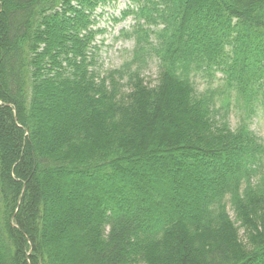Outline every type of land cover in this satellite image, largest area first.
Segmentation results:
<instances>
[{"label": "trees", "instance_id": "trees-1", "mask_svg": "<svg viewBox=\"0 0 264 264\" xmlns=\"http://www.w3.org/2000/svg\"><path fill=\"white\" fill-rule=\"evenodd\" d=\"M112 1L0 0V264H264V0H128L101 73Z\"/></svg>", "mask_w": 264, "mask_h": 264}, {"label": "rangeland", "instance_id": "rangeland-1", "mask_svg": "<svg viewBox=\"0 0 264 264\" xmlns=\"http://www.w3.org/2000/svg\"><path fill=\"white\" fill-rule=\"evenodd\" d=\"M128 0H117L116 3L106 4L97 9V12H101L97 18L96 27L103 29L102 32L96 34V45L98 47L96 52V68L103 73L105 70L110 68H115L120 66L123 61L131 57V49L133 46V39L131 37H126L120 34V29L130 28L133 23L131 16L126 17L124 20H116L119 18L121 10L126 7ZM142 76L145 79V82L153 84L156 80V67L154 60L151 59L147 62ZM220 73H216L215 77L209 78L207 75L202 74L195 78V86L199 91H203L206 88H213L215 91H219V95L216 97V107L219 108L220 113L226 111L223 106L228 98L225 99L227 88L222 85ZM243 114L242 104H238L234 99H231V102L228 107V118L229 123L232 128H234L240 116ZM251 129L264 141V114L258 110L256 116L252 119L250 124ZM228 213L232 219H234L233 212L228 209ZM72 216V215H71ZM58 231L62 235L61 247L66 253L70 252L72 255L78 254L80 246L75 244V238L78 235L77 225L73 223H60ZM242 235V231H240ZM78 248V249H77ZM73 256V257H74ZM73 260V259H72ZM72 263V262H71ZM67 262L65 264H71Z\"/></svg>", "mask_w": 264, "mask_h": 264}]
</instances>
